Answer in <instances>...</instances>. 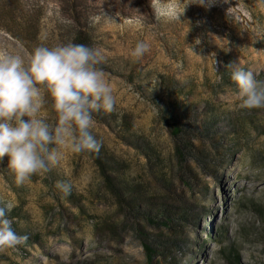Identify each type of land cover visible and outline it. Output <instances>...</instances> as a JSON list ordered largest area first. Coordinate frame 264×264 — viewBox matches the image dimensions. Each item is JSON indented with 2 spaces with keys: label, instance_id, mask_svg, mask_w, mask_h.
Wrapping results in <instances>:
<instances>
[{
  "label": "rangeland",
  "instance_id": "374dc122",
  "mask_svg": "<svg viewBox=\"0 0 264 264\" xmlns=\"http://www.w3.org/2000/svg\"><path fill=\"white\" fill-rule=\"evenodd\" d=\"M161 2L180 20L157 0H0V51L97 49L116 98L92 114L98 154L64 148L22 186L0 161V206L28 236L0 264H264V109L239 108L228 67L264 81V0ZM38 116L56 122L47 95Z\"/></svg>",
  "mask_w": 264,
  "mask_h": 264
},
{
  "label": "clouds",
  "instance_id": "9594fccd",
  "mask_svg": "<svg viewBox=\"0 0 264 264\" xmlns=\"http://www.w3.org/2000/svg\"><path fill=\"white\" fill-rule=\"evenodd\" d=\"M208 7L213 0H192ZM154 5L157 19L180 20L183 14L169 15L161 0ZM149 51L146 42L139 41L130 55L141 59ZM103 60L99 50L84 44L38 46L25 63L22 56L0 51V161L8 157V169L17 186L34 175H43L58 166L62 150L72 153H99L100 141L92 134L93 113L114 111L116 98L103 70L97 67ZM231 80L237 86L241 109H264V81L252 70L235 64ZM45 95L50 97L57 119L51 124L39 118ZM27 118V119H25ZM56 188L65 196L71 194L69 182L57 181ZM14 205L0 206V252L24 245L27 235L13 228L9 214Z\"/></svg>",
  "mask_w": 264,
  "mask_h": 264
},
{
  "label": "trees",
  "instance_id": "16d2710c",
  "mask_svg": "<svg viewBox=\"0 0 264 264\" xmlns=\"http://www.w3.org/2000/svg\"><path fill=\"white\" fill-rule=\"evenodd\" d=\"M103 172L105 173V170L102 168Z\"/></svg>",
  "mask_w": 264,
  "mask_h": 264
}]
</instances>
